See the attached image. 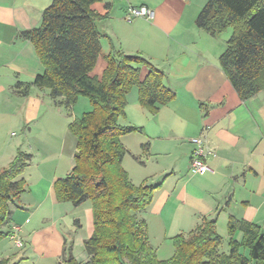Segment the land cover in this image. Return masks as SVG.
<instances>
[{"label": "crops", "instance_id": "1", "mask_svg": "<svg viewBox=\"0 0 264 264\" xmlns=\"http://www.w3.org/2000/svg\"><path fill=\"white\" fill-rule=\"evenodd\" d=\"M52 2L0 0V110L8 107L12 114L0 116V135L7 126L16 123L31 136L33 131H40L39 124L46 121L49 111L63 113V109L54 107L48 90L34 88L28 98L13 93L17 82L30 83L44 70L33 45L23 39L21 33L39 27L44 10ZM208 2L103 0L92 6L103 17L97 21L102 54L92 76L102 75L106 68L105 57L114 47L127 55L141 56L162 70L166 76L165 86L176 94L171 104L161 107L154 115L140 106L138 89L134 88L128 95L126 117L122 118H128L131 127L143 129L142 133L122 138L127 154L131 153L130 147L136 155L142 152L149 156L151 151L149 162L155 154L156 160L165 165L166 178L156 190L150 208L140 215L147 222L154 249H158L157 243L163 236L172 239L187 235L205 218L213 219L221 209L222 212L232 211V201L237 196L242 198L247 211L237 207L236 213L229 217L237 215L253 222L264 233V91L243 101L228 81L219 59L231 31L224 37L222 34L212 37L195 25ZM139 6L153 10L154 18L126 22L128 9ZM101 59L105 63H100ZM99 63L102 68L96 73ZM197 137L208 141L214 155L207 160L211 171L191 176L189 167L194 145L190 140ZM144 145H149L145 151ZM49 149L36 154L45 155ZM75 154L76 148L69 147L68 154H64L63 149L55 164L44 161V157L37 162L34 155L28 154L29 166L22 178L29 189L10 204L7 225L21 227L25 245L18 255L0 247V261L59 264L65 245L72 246L78 262L89 261L85 241L93 232L92 206L87 202L80 207L61 204L54 190L57 180L73 170ZM15 156V150L0 153V169L8 167ZM134 158L147 166L140 158ZM125 161L126 156L123 161L126 168ZM132 173L138 183L142 181L139 173ZM188 200L192 202L189 204ZM182 217L186 218V223L176 226L177 219ZM13 247L19 249L14 244Z\"/></svg>", "mask_w": 264, "mask_h": 264}, {"label": "trees", "instance_id": "2", "mask_svg": "<svg viewBox=\"0 0 264 264\" xmlns=\"http://www.w3.org/2000/svg\"><path fill=\"white\" fill-rule=\"evenodd\" d=\"M103 0H53L39 27L21 33L43 66L30 83L17 82L13 93L28 98L32 89L48 90L54 107L71 111L81 97L92 110L69 125L77 138L75 164L69 175L54 185L57 201L80 207L91 203L93 232L85 241L90 259L80 263L65 245L59 264H264V233L253 222L230 216L229 253H221L223 239L217 221L205 218L187 235L173 238L174 256L160 260L149 240L147 222L140 217L154 201L161 185L136 186L123 167L127 150L124 136L142 133L122 126L128 95L138 89L140 106L151 114L171 104L176 94L165 84V73L138 55L111 47L101 76H92L102 54L92 6ZM212 37L230 30L219 64L241 100L264 91V0H209L195 21ZM148 73L141 79V67ZM149 145H144L145 151ZM30 155L18 150L8 167L0 169V242L11 235L10 204L28 192L22 178ZM6 229V230H5ZM242 234L241 240L235 238ZM0 264H10L1 260Z\"/></svg>", "mask_w": 264, "mask_h": 264}, {"label": "rangeland", "instance_id": "3", "mask_svg": "<svg viewBox=\"0 0 264 264\" xmlns=\"http://www.w3.org/2000/svg\"><path fill=\"white\" fill-rule=\"evenodd\" d=\"M229 31L230 30L224 32L222 34V37H224V34L228 33ZM103 60L101 59L100 63H102ZM100 63L96 70V73H100L101 71L102 67ZM147 69L148 68L145 66L141 67V72H142L141 79H144L145 76L147 75L148 73ZM10 94H12L11 90H10ZM91 110H92V107H91L90 100H88L87 98L81 97L78 103L76 104V106L71 111H66L64 109H63V113L58 112L56 110L49 111L46 114L47 119L45 116L46 121L44 120L43 123L39 124L40 126L38 128L40 129V131H33V134L31 136H29L27 132L26 133L23 132L24 131L23 126H21L20 124L17 125L16 123H13L10 127L7 126L3 134L0 135V151H1L0 153L2 152L4 153L6 150L8 151L15 150L17 153V151L20 149L26 154L34 155L35 160L36 158L38 159L37 162L42 161V157H44L43 158L44 161L55 164L56 162H58L59 160L58 157L63 149H64V154H68L69 147L76 148L77 146V138L73 136L69 131L70 123L74 120V118L81 117L83 114L88 113ZM8 111H11L8 109V107L2 108L0 110V116L2 117V115L4 114H6V116L8 115L12 116L11 112L9 113ZM126 114H127V109H126ZM131 116H134V114L131 113ZM119 123L122 126H130V121L128 118H126V120L120 119ZM67 135H68V140L65 141V138ZM46 148L48 149L50 148L47 154L45 155L36 154L39 150L43 152ZM130 148H131L130 149L131 153L130 154L128 153L126 155V161H125L126 168L124 167V164H123V167L126 170V172L129 174V177L132 183L136 186H139L142 184L152 185V186H155V185L162 186L166 178V174L163 173V169L165 168V165H163L160 161L158 162L156 160L157 157L155 154L153 155L154 159L149 162V160L152 158L151 151H150L151 154H149V156L147 155L145 156L144 153L142 152L136 155L134 148L133 147H130ZM138 150L141 151V148H138ZM134 157H138L142 161L146 162L147 166L141 165L138 161H136ZM139 170H140V173L138 172ZM135 171L139 173L138 177L140 180H142L139 183L138 181L134 179L136 175L134 177V174L132 172H135ZM132 175L133 177H131ZM190 175L197 176V175H192V174ZM241 200L242 198H239L238 196L237 198L234 197L232 201V207H231L232 211L224 210V212H222V209H221L220 212L214 215L213 217V219L217 221L218 235L223 239L222 246L220 248L221 253L228 254L230 250L229 249L228 228H227L229 214L236 213L235 210L237 207H240V209L247 211V208L243 207L242 205L243 203ZM188 202L190 204L192 201L188 200ZM90 204H91L90 202H87V205H90ZM234 217L237 219H240V217H238L237 215ZM186 221L187 220L184 217H182L181 219H177L178 224L176 222V226H178L179 223L180 225H182L184 224V222L186 223ZM164 233L165 231L161 234L160 237H162ZM8 238L0 242V245H1L0 247H2V250H9V252L11 251L12 253H15L18 255L20 253V250L23 248L21 249L14 248L13 243L7 240ZM235 238L237 240H241L242 234L237 233ZM157 244L158 245L156 248L158 249H155V250L156 252H158L157 255L160 260H168L174 256L175 250H174L173 238L166 239V237L163 236L162 238L159 239ZM18 258L20 259V257ZM163 258H166V259H163Z\"/></svg>", "mask_w": 264, "mask_h": 264}, {"label": "built area", "instance_id": "4", "mask_svg": "<svg viewBox=\"0 0 264 264\" xmlns=\"http://www.w3.org/2000/svg\"><path fill=\"white\" fill-rule=\"evenodd\" d=\"M137 18L153 19L154 11L147 6L130 7L125 15V21L131 23ZM190 142L194 145V150L190 159L189 173L198 175L211 171L207 164V160L214 155V150L211 148L208 141L202 137H197L191 139ZM20 230L21 227L18 225L11 226V235L9 237L15 247L19 249L24 248L25 245Z\"/></svg>", "mask_w": 264, "mask_h": 264}]
</instances>
